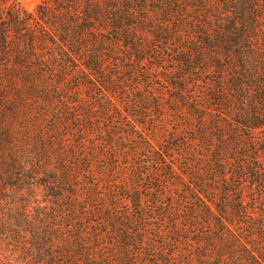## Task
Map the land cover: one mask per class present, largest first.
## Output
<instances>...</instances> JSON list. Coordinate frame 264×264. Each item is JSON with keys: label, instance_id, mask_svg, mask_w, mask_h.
Returning a JSON list of instances; mask_svg holds the SVG:
<instances>
[{"label": "trees", "instance_id": "obj_1", "mask_svg": "<svg viewBox=\"0 0 264 264\" xmlns=\"http://www.w3.org/2000/svg\"><path fill=\"white\" fill-rule=\"evenodd\" d=\"M0 264H264V0H0Z\"/></svg>", "mask_w": 264, "mask_h": 264}, {"label": "rangeland", "instance_id": "obj_2", "mask_svg": "<svg viewBox=\"0 0 264 264\" xmlns=\"http://www.w3.org/2000/svg\"><path fill=\"white\" fill-rule=\"evenodd\" d=\"M28 10L35 11L42 0H18Z\"/></svg>", "mask_w": 264, "mask_h": 264}]
</instances>
